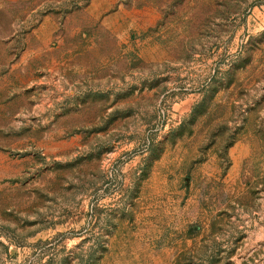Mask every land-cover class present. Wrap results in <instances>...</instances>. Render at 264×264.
<instances>
[{
	"label": "rangeland",
	"instance_id": "1",
	"mask_svg": "<svg viewBox=\"0 0 264 264\" xmlns=\"http://www.w3.org/2000/svg\"><path fill=\"white\" fill-rule=\"evenodd\" d=\"M0 264H264V0H0Z\"/></svg>",
	"mask_w": 264,
	"mask_h": 264
}]
</instances>
